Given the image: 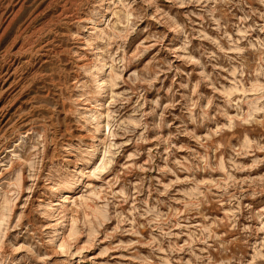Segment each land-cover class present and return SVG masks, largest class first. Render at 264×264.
I'll return each instance as SVG.
<instances>
[{
  "label": "rangeland",
  "instance_id": "obj_1",
  "mask_svg": "<svg viewBox=\"0 0 264 264\" xmlns=\"http://www.w3.org/2000/svg\"><path fill=\"white\" fill-rule=\"evenodd\" d=\"M0 264H264V0H0Z\"/></svg>",
  "mask_w": 264,
  "mask_h": 264
},
{
  "label": "bare ground",
  "instance_id": "obj_2",
  "mask_svg": "<svg viewBox=\"0 0 264 264\" xmlns=\"http://www.w3.org/2000/svg\"><path fill=\"white\" fill-rule=\"evenodd\" d=\"M3 20V19H2ZM9 70V69H8ZM2 73V72H1Z\"/></svg>",
  "mask_w": 264,
  "mask_h": 264
}]
</instances>
